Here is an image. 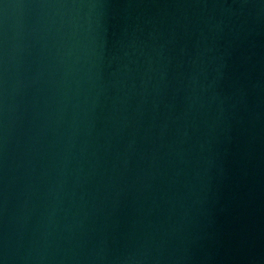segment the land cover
<instances>
[{"label": "water", "instance_id": "water-1", "mask_svg": "<svg viewBox=\"0 0 264 264\" xmlns=\"http://www.w3.org/2000/svg\"><path fill=\"white\" fill-rule=\"evenodd\" d=\"M0 264H264V0H0Z\"/></svg>", "mask_w": 264, "mask_h": 264}]
</instances>
